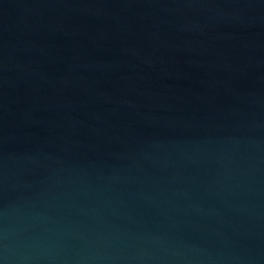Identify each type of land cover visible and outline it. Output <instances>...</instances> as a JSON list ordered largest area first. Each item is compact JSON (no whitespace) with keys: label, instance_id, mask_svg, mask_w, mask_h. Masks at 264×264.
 Masks as SVG:
<instances>
[{"label":"water","instance_id":"obj_1","mask_svg":"<svg viewBox=\"0 0 264 264\" xmlns=\"http://www.w3.org/2000/svg\"><path fill=\"white\" fill-rule=\"evenodd\" d=\"M0 264H264V0H0Z\"/></svg>","mask_w":264,"mask_h":264}]
</instances>
